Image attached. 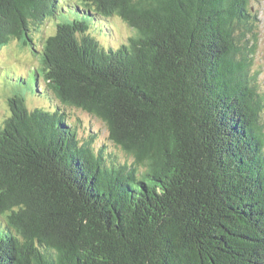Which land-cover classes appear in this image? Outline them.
I'll return each mask as SVG.
<instances>
[{
	"label": "trees",
	"instance_id": "1",
	"mask_svg": "<svg viewBox=\"0 0 264 264\" xmlns=\"http://www.w3.org/2000/svg\"><path fill=\"white\" fill-rule=\"evenodd\" d=\"M251 11L250 0H0V49L18 40L41 54L37 93L42 75L54 104L9 98L0 264H264ZM116 16L134 33L106 48L90 23L109 35L103 19ZM70 108L102 120L131 161L81 140Z\"/></svg>",
	"mask_w": 264,
	"mask_h": 264
},
{
	"label": "rangeland",
	"instance_id": "2",
	"mask_svg": "<svg viewBox=\"0 0 264 264\" xmlns=\"http://www.w3.org/2000/svg\"><path fill=\"white\" fill-rule=\"evenodd\" d=\"M67 1V0H66ZM79 1V0H73ZM251 13H258V40L253 53L252 72L257 75L259 91L264 94V0H250ZM111 29L109 35L105 28L98 24L90 23L91 33L100 40L105 47L109 45L118 46L120 42L126 41L134 33L123 19L111 17L103 19ZM56 30V20L47 19L40 26V30L34 35L38 48H40L46 37ZM252 37L251 34L247 36ZM252 42L248 44L250 47ZM40 56L31 48L22 46L18 40H12L0 49V127L10 114L9 98L13 95H22L29 110L34 107L50 109L54 107L53 101L45 94V82L43 76L38 77V84L43 93H37L36 71H40ZM52 106V107H51ZM70 119L79 126L78 132L81 140L93 138V146L96 149L103 147L105 154H115L120 161H131L119 147L109 138L106 124L97 117L78 108H70ZM264 121V113L262 116Z\"/></svg>",
	"mask_w": 264,
	"mask_h": 264
}]
</instances>
